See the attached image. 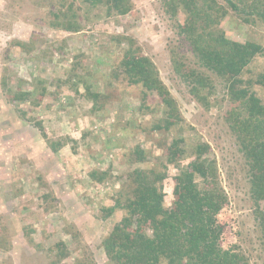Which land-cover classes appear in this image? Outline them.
<instances>
[{"label":"rangeland","instance_id":"1","mask_svg":"<svg viewBox=\"0 0 264 264\" xmlns=\"http://www.w3.org/2000/svg\"><path fill=\"white\" fill-rule=\"evenodd\" d=\"M230 1L236 12L216 0L227 13L216 29L264 46V0ZM69 2L76 32L54 17ZM120 4L127 11L107 0H0V264H114L102 243L126 210L107 209L119 192L124 203L135 188L134 170L143 169L149 183L162 175L156 186L172 208L180 168L200 145L207 149L202 159L214 163L207 185L227 200L217 215L221 247L235 249L246 264H264V200L250 190L247 161L228 122V85L198 68L190 40L178 35L183 11L171 15L164 0ZM132 46L134 58L146 61L141 74L161 80L174 102L180 122L168 133L151 131L168 111L163 98L148 94L142 104L137 78L121 73ZM177 61L199 69L207 86L192 93ZM263 71L264 56L257 55L241 75L262 104L264 88L255 79ZM173 138L185 155L171 163L165 154ZM136 147L145 154L142 164L134 163ZM93 170L107 172V180L90 179ZM194 183L206 187L201 177Z\"/></svg>","mask_w":264,"mask_h":264},{"label":"trees","instance_id":"2","mask_svg":"<svg viewBox=\"0 0 264 264\" xmlns=\"http://www.w3.org/2000/svg\"><path fill=\"white\" fill-rule=\"evenodd\" d=\"M107 1H113L119 12L127 11L125 6H120L123 0ZM224 1L233 11L238 10L230 0ZM71 4L61 5L54 17H61L58 23L60 28L76 32L77 23L66 15ZM164 5L171 15L179 10L185 14L186 21L179 27L178 35L190 40L198 68L207 70L228 85V99L233 106L228 113V122L247 161L250 190L256 200H264V104L251 89V84L245 85L241 78L244 68L257 55L264 56V46L250 41H232L222 30L216 29L227 15L226 10L217 6L216 0H164ZM253 11L262 15L255 8ZM243 22L248 24V17L244 16ZM133 51L132 46L121 62V73H124L123 77H133L131 79L134 82H137V78V84L144 89L142 104L148 94L163 98L168 111L164 110L165 117L153 124L151 131L168 133L180 122L175 113L174 102L172 98L168 99L169 93L161 80L157 77L146 78L141 74L146 61L143 63L144 60L135 59ZM175 66L176 73L192 86V93L197 94L198 86L206 87L209 83V79L199 69L185 68L178 61ZM255 83L264 88V71L256 77ZM2 85L5 86V81ZM237 85L241 87L236 88ZM85 92L88 95L89 89L86 88ZM99 97L101 96L96 95L95 101ZM40 124L35 122V127L44 134ZM179 143L173 138L167 147L165 155L171 163L177 161V156L185 155L183 150L177 149ZM206 150V145L196 146L192 151L195 159L185 168H180L173 192V206L169 209L165 207L163 194L156 186L164 177L155 174L149 183L143 169L134 170V176L131 177L136 184L135 188L123 196L124 203L120 202L122 194L119 192L115 205L107 209L108 213L121 207L126 210V216L102 243L105 254L114 264H246V258L235 249H223L220 245L223 231L217 215L227 200L218 188L214 192L207 185L211 183V168L214 163H207L202 159ZM133 154L134 163L145 162L142 149L136 147ZM108 176L107 172L98 173L95 170L89 173L90 179L97 183L107 180ZM196 176L203 179L206 187L195 185ZM262 217L264 224V216ZM66 256L64 251L59 256L60 261ZM76 264H90V261Z\"/></svg>","mask_w":264,"mask_h":264}]
</instances>
